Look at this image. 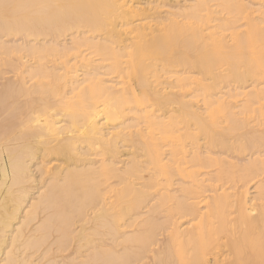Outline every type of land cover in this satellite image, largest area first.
<instances>
[{
    "label": "bare ground",
    "instance_id": "bare-ground-1",
    "mask_svg": "<svg viewBox=\"0 0 264 264\" xmlns=\"http://www.w3.org/2000/svg\"><path fill=\"white\" fill-rule=\"evenodd\" d=\"M143 2L0 0V236L10 216L11 259L264 264V207L253 203L264 159L194 171L224 167L213 150L229 138L242 155L264 147V4ZM176 176L191 186L172 189ZM224 178L241 186L214 198L208 183Z\"/></svg>",
    "mask_w": 264,
    "mask_h": 264
},
{
    "label": "rangeland",
    "instance_id": "rangeland-1",
    "mask_svg": "<svg viewBox=\"0 0 264 264\" xmlns=\"http://www.w3.org/2000/svg\"><path fill=\"white\" fill-rule=\"evenodd\" d=\"M185 1H188V3H191L193 0H168V4L166 5L167 7V9H169L170 11H174V9H177L178 7H184L186 4H185ZM252 2H254V5H255V8H257L258 6H260L261 4H264V2L262 1L261 3H260V1L261 0H257V1H254V0H251ZM259 1V2H258ZM143 6H145V7H147L148 5L146 4V2H145V0H144V2H143V4H142ZM258 5V6H257ZM212 10H214L215 12H216V14L213 16L214 18H217V19H219V20H223V19H230V17L231 16H226V14H224V13H220V12H218V10L219 9H217L216 7H213V9ZM236 16V15H235ZM235 16H234V18H235ZM232 18V17H231ZM232 20V19H231ZM178 21H181V19H179ZM215 24H220L221 22L220 21H217V22H214ZM243 22H241V23H239V24H242ZM236 30V29H235ZM245 32V29H241V30H238V32L239 33H241V32ZM230 31H228V32H225L224 34L226 35V36H230ZM21 38H17L16 39V44H17V41H18V44L20 43V42H22V39L20 40ZM229 39V38H228ZM227 39V40H228ZM67 40H69V38L67 39ZM15 41V40H14ZM14 41H12V44L11 45H14ZM231 44V43H230ZM2 69L3 70H6V71H8V68L6 67V66H2ZM177 71H179L181 74H182V77H185V76H187V75H189V74H187V73H185V68H182V67H180V68H178V69H176ZM221 70H224V68H222ZM264 77V76H263ZM4 78L5 79H7V80H17V78L16 77H14V74L13 73H10V74H7L6 76H4ZM13 78V79H12ZM260 78H262V77H260ZM6 80V81H7ZM5 83V82H4ZM246 87H248L246 90H247V92L248 93H251V91L253 92V86L251 87V83L249 82V83H247L246 84ZM135 89L138 91V92H140V97L142 98L143 97V94L141 93V92H143V90L139 87V86H135ZM251 90V91H250ZM250 91V92H249ZM182 93H186V90H183V91H180V94H182ZM187 93H188V90H187ZM189 94V93H188ZM184 95V94H183ZM183 95H181V96H183ZM190 98H186V100H184V101H188ZM257 108V107H256ZM175 109H177V107H175ZM255 114H253V115H250V116H248V123L250 122V120H251V116H252V121L254 120V118H253V116H254ZM256 116V115H255ZM222 122H223V119H222ZM128 124H129V122H127ZM224 123V122H223ZM250 126L252 125L253 127H255V128H258L257 127V117H256V121H254V123H252L251 124V122H250V124H249ZM256 125V126H255ZM222 126H225V124L224 125H222ZM251 126V129H253V127ZM247 128H248V130H250V127H246V129H243V130H241L239 133H240V135L242 136L243 134H245L246 133V130H247ZM254 128V129H255ZM238 133V134H239ZM239 135V136H240ZM230 140H232L231 138H229ZM241 139V140H240ZM239 140L242 142V138H240ZM228 141V143L225 145V147H224V145H221V146H223V147H221V148H214V150H213V152L215 153V158L216 159H218V160H220V161H222L223 160V163L226 165H224V167H223V164L222 163H220L219 165H217V166H215V167H212V168H210V169H197V170H194L195 172H197V173H201V174H203L202 176H200V179H205V178H210L211 176L212 177H216V176H218V173L220 174V172L221 171H224L226 168H229V167H232L233 168V166H235L234 167V169L236 170H241L245 165H246V163L249 161V160H251V159H254V158H262V159H264V147H262L261 149H259V148H255V152H254V150H252V152L250 151V152H245V154H243L242 155V153L243 152H241V154H240V152H239V150H236V152H235V146L233 145V144H231V143H233V141L235 140H233V141ZM237 140H238V138H237ZM240 141H239V144H240ZM231 144V145H230ZM238 142H237V144H236V149H237V147H238ZM229 145V146H228ZM234 146V147H233ZM220 147V146H219ZM228 147V148H227ZM257 150V151H256ZM258 150H259V152H258ZM234 151V152H233ZM258 152V153H257ZM261 153V154H260ZM250 157H252L251 159H250ZM99 160V159H98ZM228 165V166H227ZM97 166H98V164H97ZM237 166V167H236ZM220 167V168H219ZM240 167H241V169H240ZM221 169V170H220ZM236 170V171H237ZM238 172V171H237ZM222 173V172H221ZM145 178H148V174L146 173V174H144L143 175ZM261 178V179H260ZM258 180H257V182L258 181H261V180H263L264 181V175L263 176H261ZM226 179V180H225ZM173 180V181H172ZM171 180V182H172V185H173V187H172V189H176V190H179L180 188H181V184L183 185V187H186L187 186V188L188 187H190L191 185L189 184L190 183V180H188V179H181L179 176H176V178L174 177L173 179ZM234 181H236V180H234ZM234 181H233V183H234ZM256 181H254L253 183H251L250 185V195H249V197H251V198H253L254 197V195H256V191H255V188H258V186H260V183H257ZM117 183H118V179H112V180H109V181H107L106 182V184H105V186L107 187V186H109V185H111L112 187H114V188H116V189H120L121 187L119 186L118 187V185H117ZM232 180L229 182V179L228 178H224V180L222 181L221 180V182L220 181H217V182H214V183H208V186L209 185H213L214 184V186H212V189L214 188V192H213V194H214V198L215 197H219L220 195L221 196H224V194H227L228 193V195H229V193L232 195V192H233V194H234V191H235V189L237 188V187H240L241 185L240 184H236V188L232 191V190H230L231 189V187H232ZM116 185H117V187H116ZM234 186V185H233ZM216 188V189H215ZM234 188V187H233ZM228 189V190H227ZM239 189V188H238ZM219 190V191H218ZM227 193H226V192ZM241 191V190H240ZM217 192H218V194H217ZM153 193H154V191H153ZM220 193V194H219ZM224 193V194H223ZM157 193L155 192L154 193V195L155 196H158V195H156ZM223 194V195H222ZM217 195V196H216ZM154 196V197H155ZM212 196V195H211ZM227 196V195H226ZM213 197V196H212ZM238 197L239 196H237L236 195V202H237V199H238ZM112 201H114V199L112 200ZM257 201V202H256ZM254 200L253 201V203L255 202V205H258L259 207L260 206H262V207H264L263 205H264V200L262 201V202H260V203H258L259 202V200L257 199V200ZM261 201V200H260ZM153 203H155V201H153ZM153 203H151V204H153ZM258 206H256V207H258ZM259 207H258V210H259ZM260 208V210L262 209V211H263V208ZM235 209H237V207L235 208ZM233 210H234V208H233ZM161 211H163L162 209H159L158 210V212L160 213ZM235 211V210H234ZM262 211H259L260 213L262 212ZM260 213H258V216H259V214ZM164 214L165 213H160V218H163L164 217ZM234 218H233V217ZM231 217H230V220L232 221L233 220V222L235 221V219L237 218L238 219V213H235V214H233ZM260 217V216H259ZM256 218L258 219V217L256 216ZM236 219V220H237ZM186 219H183V220H181V222L182 223H186ZM237 222V221H236ZM238 223V222H237ZM236 223V224H237ZM238 225V224H237ZM189 226L190 225H188L187 223L183 226V229H187V228H189ZM165 235H167V234H165ZM164 235V236H165ZM160 240H163V238L162 237H160ZM225 241V240H224ZM223 241V242H224ZM161 247H159V249L158 250H161L160 249ZM156 250H157V248H156Z\"/></svg>",
    "mask_w": 264,
    "mask_h": 264
},
{
    "label": "snow or ice",
    "instance_id": "snow-or-ice-1",
    "mask_svg": "<svg viewBox=\"0 0 264 264\" xmlns=\"http://www.w3.org/2000/svg\"><path fill=\"white\" fill-rule=\"evenodd\" d=\"M4 7L7 9L11 6L5 4ZM10 224H11V217L9 216L7 219H5V221L2 225L3 233H2V236H0V240H2L4 242V247L7 249V253H8V258L4 259L2 261V264H41V262L36 260V259H32V260H28V259L13 260V259H11L12 255L16 249V241H15V239H13L12 246L11 247L8 246L7 241L9 238V225ZM17 235H19V234H17Z\"/></svg>",
    "mask_w": 264,
    "mask_h": 264
}]
</instances>
